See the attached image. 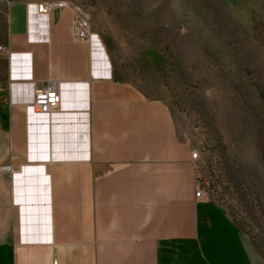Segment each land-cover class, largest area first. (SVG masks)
Instances as JSON below:
<instances>
[{"label":"crops","instance_id":"0c3cea01","mask_svg":"<svg viewBox=\"0 0 264 264\" xmlns=\"http://www.w3.org/2000/svg\"><path fill=\"white\" fill-rule=\"evenodd\" d=\"M43 1H0V264H264L222 204L196 198L195 148L167 107ZM49 79L61 101L44 113Z\"/></svg>","mask_w":264,"mask_h":264},{"label":"rangeland","instance_id":"374dc122","mask_svg":"<svg viewBox=\"0 0 264 264\" xmlns=\"http://www.w3.org/2000/svg\"><path fill=\"white\" fill-rule=\"evenodd\" d=\"M64 1L204 152L213 199L264 259V0Z\"/></svg>","mask_w":264,"mask_h":264},{"label":"built area","instance_id":"2783aa9c","mask_svg":"<svg viewBox=\"0 0 264 264\" xmlns=\"http://www.w3.org/2000/svg\"><path fill=\"white\" fill-rule=\"evenodd\" d=\"M7 4L15 0H0ZM69 6L65 1L52 2L43 1L39 4V10L42 13H48L55 7ZM71 7V6H69ZM74 11V34L79 40H88L91 35V24L89 18L78 11V7H71ZM0 50L8 54L11 53V48L8 45H0ZM61 101L59 84L57 81L49 79L43 86L37 90L34 100V107L44 113H51L57 110ZM191 163L195 174V196L198 200L216 198L218 190L214 185V173L209 171V166L202 158L201 152L197 149L192 151ZM8 171L12 170L9 165L4 166Z\"/></svg>","mask_w":264,"mask_h":264}]
</instances>
